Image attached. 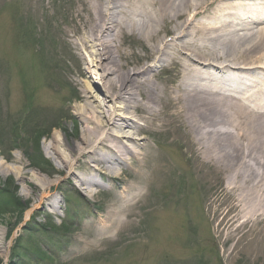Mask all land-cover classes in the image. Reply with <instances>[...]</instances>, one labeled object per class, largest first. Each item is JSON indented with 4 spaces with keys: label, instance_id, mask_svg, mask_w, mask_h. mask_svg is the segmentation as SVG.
Here are the masks:
<instances>
[{
    "label": "rangeland",
    "instance_id": "obj_1",
    "mask_svg": "<svg viewBox=\"0 0 264 264\" xmlns=\"http://www.w3.org/2000/svg\"><path fill=\"white\" fill-rule=\"evenodd\" d=\"M90 1L0 0V158L8 165L23 166L26 172L18 180L15 172L4 174L0 168V199L17 202L0 209V239L10 244L6 252L0 248V264H264V222L254 226L237 218L241 209L230 203L242 198L241 189L233 187L223 159L214 155L202 167L194 157L199 145L193 131L173 133L172 121L161 132L150 129L140 135L151 155L162 156L154 162L165 163L160 179L153 175L142 195L127 205L123 229L114 231L108 241H94L114 191L88 196L80 185L69 182V168L49 152L55 132L71 143L82 137L75 81L86 79L79 73L73 39L79 37L75 28ZM144 42L148 43L136 36L127 39L131 66L152 63ZM86 58L96 71L88 52ZM153 67L160 84L178 81L174 66L163 68L155 62ZM88 82L96 87L97 97L106 99L97 88L102 80L96 73ZM167 111L166 122L171 119ZM36 153L43 160H33ZM250 162L254 181H263L264 159ZM74 170L85 174L78 162ZM33 171L51 181V187L38 185ZM135 171V162L119 169L129 182ZM103 184H115L126 200L120 179ZM46 193L49 197L43 206H37ZM47 202L56 206L55 211ZM49 214L62 226L49 223ZM31 245L36 253L27 251Z\"/></svg>",
    "mask_w": 264,
    "mask_h": 264
},
{
    "label": "bare ground",
    "instance_id": "obj_2",
    "mask_svg": "<svg viewBox=\"0 0 264 264\" xmlns=\"http://www.w3.org/2000/svg\"><path fill=\"white\" fill-rule=\"evenodd\" d=\"M262 13L264 0L86 2L75 28L79 37L73 39L80 58L79 73L86 79L75 81L82 137L71 143L55 132L49 152L69 168V182L80 185L88 196H94L95 191H114V201L100 220L102 226L94 241H108L114 231L123 229L127 205L142 195L144 184L153 175L160 179L165 163L154 162L162 156L151 155L140 135L150 129L161 132L170 121L175 124L173 133L188 128L193 131L199 145L194 157L202 167H207L214 155L223 159L233 187L241 189L242 198L230 203L241 209L237 218L254 226L264 222V180L254 181L250 165V161L264 159ZM134 36L148 41L144 44L150 50L148 59H152L140 68L131 66L125 48L127 39ZM86 52L93 57L94 72ZM155 62L163 68L174 66L178 81L160 84ZM93 73L102 80V87L97 88L106 93V99L97 97L96 87H90ZM76 162L85 168V174L75 173ZM133 162L136 171L129 182L119 169ZM0 168L5 169L4 174L12 170L18 180L25 177L23 166L8 165L1 158ZM206 171L208 174V168ZM37 174L33 171L38 185L51 187V181ZM116 178L125 183V201L115 184L111 189L103 184L114 183ZM261 188L263 192H259ZM22 193L29 195L25 190ZM48 197L47 193L39 197L37 206H43ZM46 204L55 211L53 203ZM9 245L0 239L1 250L6 252Z\"/></svg>",
    "mask_w": 264,
    "mask_h": 264
},
{
    "label": "trees",
    "instance_id": "obj_3",
    "mask_svg": "<svg viewBox=\"0 0 264 264\" xmlns=\"http://www.w3.org/2000/svg\"><path fill=\"white\" fill-rule=\"evenodd\" d=\"M37 146H38V143H37ZM38 149H37V151L39 150V147H37ZM37 154V153H36ZM33 160H39V161H41V160H43V158L41 157V155H39L38 156V154L37 155H35L34 157H33ZM33 163H36L35 161H33ZM4 202H6V199L5 200H3V201H0V209L2 208V206H4V208L6 207V205L5 204H9V205H12V204H15V203H17L16 202V200L14 199H10L9 200V202H6L5 204H4Z\"/></svg>",
    "mask_w": 264,
    "mask_h": 264
}]
</instances>
